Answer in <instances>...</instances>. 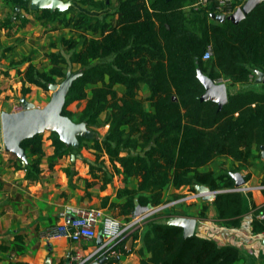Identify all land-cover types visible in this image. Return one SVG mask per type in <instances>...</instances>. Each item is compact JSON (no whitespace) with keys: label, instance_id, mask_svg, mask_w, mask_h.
Wrapping results in <instances>:
<instances>
[{"label":"trees","instance_id":"1","mask_svg":"<svg viewBox=\"0 0 264 264\" xmlns=\"http://www.w3.org/2000/svg\"><path fill=\"white\" fill-rule=\"evenodd\" d=\"M195 1L118 0L114 6L111 0H78L64 11L38 10L37 19L46 24L72 26L78 36L61 37L66 52L56 49L47 53L51 63L47 70L33 64L31 54L10 60L8 67L22 75V92L26 96L32 90L30 85L50 90L51 84L66 77L64 65H80V75L69 88L62 114L75 117L69 106L85 100L77 121L85 122L88 128H109L91 145L86 138L78 137L77 148L51 131L54 153L49 164L52 166L66 155H78L85 146L96 150L95 160L85 159L93 178L86 179L87 187L98 180L101 189H105L115 175H122L126 183L136 177L137 189L117 190V197L126 201L109 206L129 216L138 206L162 204L164 191L170 186H190L195 190L196 185H205L212 190L225 189L213 201L218 218L226 224L239 225L245 195L243 191L231 190L236 187L232 172L237 169L213 172L201 168L219 157L246 164L253 149L264 145V84L257 90L246 87L253 82L256 69L264 71V2L239 23H233L211 17L220 12L217 1L198 9L191 6ZM24 8L32 12L29 2ZM227 8L235 10L236 4ZM94 10L104 13L95 14ZM15 16L22 26L29 22L21 13ZM7 22L13 23L11 17ZM208 46H212L213 57L204 60ZM12 48L13 45L6 46L5 51ZM25 64L28 65L22 70ZM199 70L214 80L225 78L232 85L241 84V88L230 90L228 103L219 110L217 103L201 100L205 88L198 78ZM117 85L124 86L122 95ZM143 86L149 90L146 98L139 95ZM146 102L151 103L153 111L146 108ZM103 113L105 118L101 121ZM21 145L29 162L25 166L21 162L18 168L26 170L27 179L37 181L45 155L44 135L38 133L24 139ZM72 173L67 169L69 177ZM179 197L175 195L176 199ZM109 199L103 198V206ZM208 208L203 206L201 217ZM253 208L252 231L263 234L264 205ZM168 214L150 219L142 230L134 232L133 237L140 238L143 244L138 250L141 264L238 262L236 247L220 246L213 238L197 233L185 237L181 226L169 223ZM259 214L263 217L258 218ZM24 244V236L19 234L11 243L1 244L0 249L21 253ZM113 250L124 255L132 252L124 247V241ZM103 257L106 258L101 264L119 263L107 254L98 260Z\"/></svg>","mask_w":264,"mask_h":264},{"label":"crops","instance_id":"2","mask_svg":"<svg viewBox=\"0 0 264 264\" xmlns=\"http://www.w3.org/2000/svg\"><path fill=\"white\" fill-rule=\"evenodd\" d=\"M62 1L66 2L67 6L73 4L71 0ZM28 2L29 0H0V127L3 112H18L14 111L17 106L14 105V96L16 93L19 95L17 90L22 85V77L20 76V80L17 81L15 78L17 70L8 67L9 61L20 60L31 54V62L41 70H47L38 64L41 57L43 58L42 48L47 45L46 40L49 42L52 40V33H46L42 41L43 45L32 49L29 46L31 44L29 31L22 33L17 31L18 28L14 30L20 20L16 19L17 13H21V16L32 21L31 16L24 12V7ZM35 13H40V11ZM9 17L13 20L11 24L7 22ZM40 21L44 26L45 20ZM61 37L58 39L60 40ZM52 42V46L56 44V41ZM9 45H13V48L5 51V47ZM56 46L53 47L56 48ZM50 50L51 48H47L45 51L49 53ZM47 64L51 66L49 59H47ZM27 65H23L21 69L23 70ZM5 72H8L10 77L6 76ZM256 78L255 72L253 82L246 87L260 89L264 83H258ZM225 82L230 83L227 84L230 90L241 88V84L232 85L228 79ZM30 86L37 94L42 89L35 85ZM118 86L124 88L122 85ZM27 99L36 104L32 96ZM3 102L6 105L4 108L2 107ZM148 110H154L151 103ZM105 127L109 128L108 125ZM44 140H48L49 148L45 150L46 154L41 158L42 172L37 181L27 179L26 170L18 168L21 160L0 144V245L11 243L19 234L24 236L25 242L21 253L0 249V264H8L10 261H22L28 264H72V257L76 251L86 254L96 249L100 245L97 239L91 242H74L67 237L61 220V213L64 210L96 207L102 209L106 217L119 221H126L131 216L121 214L119 208L109 205L112 202L124 203L126 201V198L117 197V190L124 187L137 189L138 179L136 177H131L126 183L122 175H115L113 182L105 189H101V182L98 180L92 187H87L86 179L92 181L93 178L85 159L95 160L96 150L84 146L79 150L78 155H75V159L72 158V154L66 155L55 160L51 166L49 157L54 153V146L50 137ZM67 169L73 172L71 177L67 175ZM232 169H237L234 172L240 173L246 180L243 185L246 188L243 191L245 195L244 215L239 225H229L219 220L218 210L213 205L215 198L188 200L184 202L185 206L187 205L185 211L177 214L197 219L195 233L206 238H213L220 246L236 247L240 256L236 264H264V235L252 231L253 205L256 207L264 205V189L261 188L264 185V147H255L246 164L240 165L229 157H219L201 168V171L220 172ZM192 191L190 186H183L180 189L170 186L164 191L163 203L173 200L177 194L183 197ZM107 196L110 197L109 203L103 206V198ZM204 205H208L209 208L205 216L201 217ZM257 217L262 218L263 215L259 214ZM133 235L134 233L125 234L116 241V245L124 241V247L132 251L126 255L122 254L117 264H141L138 250L143 244L140 238L135 239ZM103 239L106 240L105 236Z\"/></svg>","mask_w":264,"mask_h":264},{"label":"water","instance_id":"3","mask_svg":"<svg viewBox=\"0 0 264 264\" xmlns=\"http://www.w3.org/2000/svg\"><path fill=\"white\" fill-rule=\"evenodd\" d=\"M264 0H246L245 3L230 14L212 13L211 17L218 21L224 22L226 20L233 23H239L251 11H253ZM29 6L32 11L41 9H56L64 11L68 8L67 3L62 0H29ZM257 74L256 81L264 83V71L260 69L255 70ZM80 75V72L67 76L61 83H54L50 85V90L54 93L49 103L40 108L26 97L20 99L23 109L18 112H3L1 116L0 138L2 136L4 147L16 154L23 166L28 161L27 153L22 147L21 143L24 139L33 137L38 133H43L45 130L54 131L59 134L60 139L74 148L79 147L80 142L78 137L86 139L91 138L92 131L87 127L85 122H74L70 117L62 114V110L66 103V95L72 85L73 80ZM198 78L204 85L205 91L201 95V100H210L218 104L221 110L229 101V87L226 82H216L214 79L198 71ZM264 147V145L262 146ZM75 159V154H72ZM232 176L236 180L238 187L243 186L246 180L238 172H233ZM196 189L201 192H209L211 189L205 185H196ZM216 194L205 197L204 200L214 199ZM149 209V206H138L135 214L139 215ZM169 223L181 226L184 230V236L189 237L195 234L197 219L194 217H187L184 215L175 216L169 219ZM101 243V239H99ZM103 257L99 260L93 261L91 264H101Z\"/></svg>","mask_w":264,"mask_h":264},{"label":"built area","instance_id":"4","mask_svg":"<svg viewBox=\"0 0 264 264\" xmlns=\"http://www.w3.org/2000/svg\"><path fill=\"white\" fill-rule=\"evenodd\" d=\"M212 0H196L192 7L198 9L207 6ZM218 3L219 13L230 14L237 8L241 7L246 0H214ZM233 3L236 4V9L227 8ZM213 57L212 46H208L203 55L204 60H209ZM227 79H216V82H225ZM264 189V185L261 186ZM225 189L210 190L209 192H201L197 189L190 192L187 196L173 199L166 203L157 206L149 207V209L139 215L135 213L128 217L126 221H119L108 218L100 208L96 207H83L74 210H64L61 213L62 227L65 228L67 237L74 242H91L95 239H101V243L93 251L82 254L76 251L72 257V264H91L93 261L98 260V257L103 254L121 260L122 254L113 250L116 241L123 237L125 234H133L135 231L140 230L152 218L156 217L159 213L168 214L171 209L176 205H180L188 200L205 199L210 195L217 194ZM228 190V189H226ZM231 190L245 191L246 188L236 186ZM169 219H172L179 214H168ZM264 235V233H263ZM105 236L106 240L103 239Z\"/></svg>","mask_w":264,"mask_h":264},{"label":"rangeland","instance_id":"5","mask_svg":"<svg viewBox=\"0 0 264 264\" xmlns=\"http://www.w3.org/2000/svg\"><path fill=\"white\" fill-rule=\"evenodd\" d=\"M71 1L73 2V1H78V0H71ZM111 2L115 6L117 4L118 0H111ZM71 5L72 4H70L69 6H71ZM24 12L27 15L31 16L30 19H32V21L30 20L29 22H27V24L25 26H21L22 25L21 24L22 22H21V20H19V22L16 24L17 26L14 28V30L16 28H18L17 31L18 32H22V33L24 31H25V33H27L26 31H29L28 32V35L31 36V40H30V43L31 44H29V46H31L32 49H34V47H40V45H43L42 41H44L46 33H52L51 34L52 40L50 42L48 40H46L47 41V45L44 48H42L43 51H44V53L42 55L43 58L41 57L40 63L38 64V65H41V68H44L45 67V68L48 69L50 67V65L47 64V59L48 58H47L46 55H47L48 52H46L45 50L47 48L48 49L51 48V50L60 49V50H62L64 52H66V48L61 44V41L58 38L61 37V36H67V37L75 36V37H77L78 36V32H76L73 29L72 26L60 25L58 22L51 23V24L44 23V26H43L42 22L37 19V16H38L39 13H35L36 11L29 12V11H26V9H25ZM93 13H95V14H102L104 12H98V11H95L94 10ZM70 15L71 14H69V16ZM109 20H111V17L109 18ZM52 41H56L55 42L57 44L56 48L52 46V43H53ZM32 49H31V51L29 50L30 53L32 52ZM64 67H65V70L64 71L66 72V77L67 76H71L73 74H76V73H78L80 71V65L79 64H72L71 66L64 65ZM6 76H9L10 77V74L8 73V75H6ZM20 76L22 77V75H19L18 73L15 76V78L17 79V81L20 80ZM66 77L59 79L57 83L58 84H61L66 79ZM227 84H230V83H227ZM116 89L118 90L119 95H122L123 94L124 88H122L121 86H118L117 85L116 86ZM87 90L90 92L91 87H88ZM17 92H18L19 95H16L17 94L16 93L15 96H14V105H17L14 111H20V110L23 109V105H22V103L20 101V98L24 97V94L22 92V85L17 90ZM53 93L54 92L52 90H44V89H41L40 92L37 94V93H35V92H33L31 90V92L28 93L25 97L28 98L29 96L30 97L32 96L34 98L35 102H36L35 105L37 107L42 108V107L46 106L49 103V101L52 98ZM32 94H34V95H32ZM139 95L142 98H146L149 95V90H148L147 86H143V88L141 89ZM84 105H85V100L74 102V103H72L69 106V109H71L72 111H74V113L76 115L73 118L70 117L74 122H78L77 120L80 118L81 111H82ZM5 106L6 105L3 102L2 107L4 108ZM10 106H12V105H10ZM145 106H146V108L149 109L150 108V103L149 102H146L145 103ZM104 118H105V113H103L101 115L100 120L103 121ZM90 129L92 131V135L93 136L91 138H88L87 140H85L90 145L93 143V139L94 138H96V137L102 138L106 134V132L108 131L107 130L108 127H105V125H102L101 127H98V128H90ZM43 135H44V139L45 138L46 139H49V137L51 135V131L50 130H45L43 132ZM47 142H48V140H44V150H47L49 148ZM0 144H2V146L4 147V142H3L2 136L0 138ZM45 154H46V152H45ZM16 157H18V156H16ZM18 161H20V160H18ZM28 161H29V158H28ZM174 199H176L175 196H174ZM200 200H203V199H200ZM186 206H185L184 202L182 204H180V205H176L175 207H173L170 210L171 212L169 214H175L176 212L183 213L185 211ZM162 215H164V213H159L157 215V217L158 216L161 217Z\"/></svg>","mask_w":264,"mask_h":264}]
</instances>
